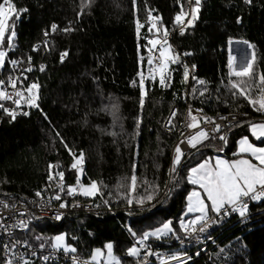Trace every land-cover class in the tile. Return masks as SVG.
Instances as JSON below:
<instances>
[{"label":"trees","instance_id":"obj_1","mask_svg":"<svg viewBox=\"0 0 264 264\" xmlns=\"http://www.w3.org/2000/svg\"><path fill=\"white\" fill-rule=\"evenodd\" d=\"M13 2L27 11L15 20L14 47L5 44L2 48L8 56L6 66L0 69V79L12 72L20 74L21 88L38 82L39 108L23 105L29 114L18 112L21 114L15 120L2 111L0 196H36L49 182V175L60 171L64 173V185L76 183L77 177L83 184L96 181L100 189L96 196L78 194L74 198L91 200L102 207L100 212L68 213L58 224L49 219H33L21 232L22 239L37 246L44 243L46 248L56 233L64 232L66 242L86 258L91 257V250L109 240L113 243L112 254L120 264H138L148 253L130 256L128 249L133 244L138 247L145 232L171 221L173 232L162 237H183L186 233L177 220L183 218L185 196L192 186L187 180L188 168L206 152L203 149L184 153L181 162L189 153L191 157L161 202L181 165L174 164L175 141L181 129L170 126L172 112L176 116L171 124L177 126L185 111L195 106L202 109V117L220 112L257 113L238 92L234 95L236 90L231 84L237 78L230 75L227 44L231 39H242L253 45L255 70L264 73V0H201L194 25L183 33H172L167 41L179 50L176 56L173 54L178 57L177 62L169 64L170 86L162 87L158 76L155 80L146 79L143 108L139 74L148 77L157 66L148 64L147 41L156 36L155 30L149 32L151 19L160 18L157 25L161 30L176 27L175 17L181 4L189 11V0ZM137 23L142 25L139 33ZM52 25L57 26L55 31ZM65 51L68 55L61 62ZM12 60L19 63L13 65ZM40 65L45 66L44 71L39 70ZM30 66L35 67L27 72ZM185 66L189 71L187 80ZM0 102L5 107L10 104ZM247 128L245 124L227 127L216 131L203 144L221 146L220 137L226 134L225 152L233 151L240 136L250 137ZM263 142L264 139L259 143ZM69 149L76 156L84 154L82 173L71 168L74 158ZM50 164L57 167L50 170ZM247 205L249 216L235 223L239 212L228 213L213 227L217 243L184 264H264V200ZM153 241L164 245L161 237L145 240L149 246ZM170 247L172 256L188 251L177 243ZM150 258V262H156L152 254Z\"/></svg>","mask_w":264,"mask_h":264},{"label":"snow or ice","instance_id":"obj_2","mask_svg":"<svg viewBox=\"0 0 264 264\" xmlns=\"http://www.w3.org/2000/svg\"><path fill=\"white\" fill-rule=\"evenodd\" d=\"M248 3H251V0H247ZM201 0H189V11H185L183 8V4H181V11L175 17V23L181 25V33L185 31L186 28L194 25V22L198 19L200 12ZM27 9H19L13 0H2L0 2V69H3L6 66V57L8 56V52L2 50L3 46L6 44L8 48L14 47L13 40L16 37L15 31V20L19 19L23 12H26ZM151 15V14H150ZM159 17H153L151 19V27L149 28V32H153L155 30L156 36L147 41L150 47L147 49L149 52L148 56V64L152 65L156 63V67L150 71V75L145 77L143 73L139 74V87L141 89V99L140 106L143 108L144 99L147 95L145 89V80H155L157 76L159 78V83L162 87H169L168 83L170 77L168 75L169 72V64L176 63L178 57H174L171 55L172 49L171 46L167 44V36L168 31L164 29L163 31V39L160 38L159 33L160 29L157 27L159 23ZM142 25L137 23V32L139 33ZM57 28L56 25H52V30L55 31ZM71 29H64V31H70ZM48 33L45 32V35ZM247 43V42H245ZM159 46V47H158ZM248 47L250 49H254V46L249 44ZM158 51L159 60H154L153 52ZM68 55L65 51L61 53L60 59L63 62L64 58ZM29 63L31 62L32 57L28 58ZM143 59V58H142ZM13 65L19 63V61L12 60L10 61ZM256 63V55L255 52H252L251 59L247 61L246 66L237 67L235 64V57H231L230 59V75L237 78L231 84L232 89L236 90L240 96H243L256 111L264 114V73H257L255 70ZM45 66L40 65L39 70L44 71ZM27 72H32L33 68L30 66L26 69ZM189 76V71L187 66H185L184 77L187 80ZM26 79V77H25ZM22 83L20 77H9L7 84L14 90L13 93H9L7 89L4 87L6 81L0 79V101H11L16 105V108L19 109L23 105H27L31 108H39L38 100H39V88L40 85L38 82H32L27 85V87H18ZM200 84H204V81H199ZM136 84V81H133V85ZM0 109H3L6 113H8L13 120H15L18 113L15 109H8L4 107L3 103H0ZM202 111V110H199ZM23 115H28V112H23ZM191 123L187 125V127L196 129L199 127L201 119L198 116L192 115L191 110L189 112ZM176 116V112L173 111L171 117L169 118V124L172 122V118ZM205 121H208L209 118L203 117ZM221 119H226L225 117H221ZM212 122V121H209ZM139 126V122H138ZM221 125L216 124L214 127V131H219ZM251 133L256 139H264V122L252 123L250 124ZM115 135V133H113ZM209 138V133L204 129H200L195 134L186 137L187 144L192 148H197L198 145L202 144L203 141ZM221 140H226V137H220ZM183 143V141H182ZM67 147V145H65ZM70 154L74 158V162L71 165V168L77 170L82 173V165L84 163V154L81 152L79 156H76L75 153L71 152ZM238 153L240 155L239 159H235L232 161L221 159L217 157L213 162L209 160H205L203 163L198 164L196 167H192L190 169L189 181L193 185H198L199 190H194L188 196V212H199L200 215L196 216L188 223H184L181 221V228L187 231L191 228L192 232L195 233L197 230L199 232L206 231L208 220L209 210L215 213H221L224 211L225 214H228V209L226 206H231L232 211H238L241 217L245 216V213L248 210L247 204H241L243 198H248L251 201H261L264 200V146H257L254 143L250 142L248 137H244L239 141ZM184 155L182 149L178 145L175 149V158L174 164L179 165L181 163V158ZM250 156L253 159L247 158ZM57 167L56 165H49V169H53ZM175 171V169H173ZM59 178L63 181L64 173L62 171L55 173V175L50 174L49 180H54ZM131 184L133 190L136 185V176L133 175L131 177ZM77 186H69L67 188V193L69 195L81 194L85 197H94L99 192V186L96 181H92L90 185L85 186L80 183L79 177H77ZM61 190L64 189V185L61 183ZM37 196H40L41 193L37 192ZM54 199L60 200L61 197L59 195L55 196ZM147 199L151 200L152 197L148 196ZM205 200L210 201V205L205 202ZM132 201L129 200V203ZM143 202V201H138ZM107 203V201H105ZM0 204H4L3 201H0ZM68 205L66 203H61L60 207L65 208ZM78 206V205H75ZM4 207H8V205L4 204ZM56 219H61V215H57ZM204 224L203 227H199L197 229V225ZM20 228H27L28 224L24 221H19L16 225ZM173 232V228L171 226V221L164 223L162 227L156 228L154 231L145 232L141 239H139L138 243L141 247H144V241L147 240L150 236L160 238L162 236H166L169 233ZM135 235V233H133ZM66 236L67 234L56 235L53 240L54 242L51 244V247L55 250H63L65 253H75L76 248L72 247L70 244H66ZM37 240L43 239L42 237H36ZM19 243V241H17ZM15 245H13L14 247ZM40 248H44L45 244L41 243L39 245ZM107 250V262L106 264H120V261L113 256V244L108 243L105 245ZM140 253V248L135 246L128 249V255L137 256ZM104 252L101 249H96L94 254L91 257L92 261L98 260L99 257L103 256ZM50 255L43 256L44 261H48L50 259ZM170 260H179L178 256H170ZM73 264H80L78 259L73 256L72 257ZM6 264H13L12 260H8ZM24 264H30V262L25 261ZM87 264V262H86ZM180 264H184L183 261Z\"/></svg>","mask_w":264,"mask_h":264},{"label":"built area","instance_id":"obj_3","mask_svg":"<svg viewBox=\"0 0 264 264\" xmlns=\"http://www.w3.org/2000/svg\"><path fill=\"white\" fill-rule=\"evenodd\" d=\"M181 25H178L176 27L169 26L167 28L168 36L167 41H170L172 38V33L180 32ZM160 34V33H159ZM160 38L163 39V33L160 34ZM150 45H148V48ZM173 51L175 54L179 52L178 48L176 49L174 46ZM154 60H159V53L158 51L153 52ZM233 57V55H228V64L230 65V59ZM35 67V66H32ZM20 74L8 72L7 75L5 74L3 80L6 81L5 88L9 93H13V89L7 84V81L9 77H18ZM20 87V85H18ZM10 104L5 107L10 110L15 109L17 112H26L24 108H16V105L8 101ZM1 103V102H0ZM191 110V114L200 117L201 122L198 128L192 129L187 127L189 123H191V118L189 115V112ZM200 107L195 106L193 108H189V110H186L184 113V118L179 126H177V123L170 124L171 127L175 129H181L179 138H176L175 146L178 145L182 149V151H193L200 147L205 141H203L202 144L198 145L197 148H192L187 144L186 137L191 136L195 134L200 129H204L209 133V138L214 135L216 131H214V127L216 124L221 125L218 132H221V130H224L227 128L228 124H233L235 121L239 120L240 117H243L245 119L251 120V119H264V114L257 111L256 114L250 113H244V112H237L234 115L232 113H214L213 115H207V118H209L208 121H205L203 117L201 116ZM2 111L3 109H0V123H1V117H2ZM229 114H232L234 117L232 118ZM239 114V115H238ZM221 117H225L226 119H221ZM189 119V120H188ZM242 119V118H240ZM212 121V122H209ZM183 141V143H182ZM174 152V151H173ZM172 152V153H173ZM172 156V154H171ZM173 165V160H172ZM61 181L57 178L54 180H49L48 183H46L45 186L41 187V195L40 196H32L29 195L25 196H19V198H8L5 196H0V201H3L4 204L8 205V207H4V204H0V261L7 262L8 260H12L13 264H24L25 261L30 262V264H41L42 262L53 263V264H73L72 257L75 256L80 264H106V262L103 261H92L91 258H86L83 255H80L78 252L75 253H65L63 250H55L51 246L40 248L37 245H32L25 240H23L22 236L20 235L22 231H24L25 228L17 227L19 221H24L28 225L33 221V219L38 218H44L49 219L53 223H60L61 220L68 214H74L78 211H83L84 213L88 212H100L102 207H98L93 204L91 200H87L84 202L82 199L74 198L76 195H69L67 193V189L61 190L60 188ZM59 195L61 197L60 200L54 199L55 196ZM251 200L248 198H243L241 201V204L249 203ZM66 203L68 206L65 208H61L60 204ZM78 205V206H75ZM95 206V207H94ZM139 208H142V206H139ZM228 209V213H233L231 210V206H226ZM91 209V210H90ZM57 215H61V219H56ZM227 214L222 211L221 213H215L212 212L208 215L207 228L204 232H197L193 233L191 228H189L186 233H184L183 237L175 236L170 238H164L163 242L164 245L160 246L159 244L153 251L151 249L150 253L152 254V257L156 258L157 262H150L147 263L150 264H168L170 261V264H180L181 260H170L169 257L172 256V252H170V246L173 243H177L179 247L181 248H188V251L185 252L184 255H180L178 257H186L188 259L191 258H197L200 252L204 253L207 252L208 246H213L215 243H217V237L216 234L213 233V227L214 225L222 221ZM249 216L246 214L244 217H238L234 220V222L238 223L239 220ZM204 224L197 225V229L199 227H203ZM19 241V243H17ZM13 245H15L13 247ZM150 254V256H151ZM50 255V259L48 261L43 260V256ZM145 263V264H147Z\"/></svg>","mask_w":264,"mask_h":264},{"label":"rangeland","instance_id":"obj_4","mask_svg":"<svg viewBox=\"0 0 264 264\" xmlns=\"http://www.w3.org/2000/svg\"><path fill=\"white\" fill-rule=\"evenodd\" d=\"M157 27L160 29V27L157 25ZM168 28H169V26H168ZM163 31H164V29L163 30H161L160 29V34L161 33H163ZM160 34H159V36H160ZM246 42V41H245ZM244 41H242V39H231V41H228V51H229V56L230 55H233V57H235V64H236V66L239 68V67H243V66H246V64H247V61L248 60H250L251 59V56H252V49H250L249 47H248V45H249V43L247 42V43H245ZM159 47V46H158ZM147 48H148V46H147ZM171 49H172V52H171V55H177V54H175V52L173 51V47L171 46ZM156 64V63H155ZM229 65V64H228ZM229 71H230V68H229ZM231 113V112H230ZM235 113H237V112H234V113H232L233 115L235 114ZM232 114H229L232 118L234 117ZM236 115V114H235ZM239 115V114H238ZM240 118H242V119H240ZM239 118V120H237V121H235L233 124H228V128L231 126V127H235V125H244V124H246V123H248V121H249V118L248 119H245V118H243V117H240ZM264 120V119H263ZM259 122V121H258ZM258 122H251V124L252 123H258ZM262 122H264V121H262ZM250 125V124H249ZM248 125V126H249ZM250 142H252L251 140H250ZM252 143H254V142H252ZM255 145H257V146H262V145H260V144H257V143H254ZM204 146V144L203 145H201L200 147H203ZM200 147H198L199 149H200ZM191 151V150H190ZM187 152H189V151H183V153H187ZM172 155H173V153H172ZM208 155L209 154H207V157H208ZM253 162H255V161H253ZM192 168V166L191 167H189V169H191ZM57 179L58 180H60L58 177H57ZM61 181V180H60ZM63 181H61V183H62ZM92 181H90V182H87V183H82L81 181H80V183L82 184V185H85V186H88V185H90V183H91ZM63 184V183H62ZM64 185V184H63ZM65 186V188H68L69 186H76V187H78L77 186V182L76 183H73L72 185H69V184H66V185H64ZM194 190H199V191H201L202 192V190L201 189H199V188H196V189H193L192 188V190L190 191V192H188L187 193V195L185 196L186 197V206H185V209H184V213H183V218L182 219H179V220H177V222H178V224H181V221H183V219H185L186 217V215H187V213H189L188 212V203H189V201H188V196L190 195V193L192 192V191H194ZM83 197H85V196H83ZM84 202H86V201H84ZM95 207V206H94ZM91 210V209H90ZM192 213V215L191 216H189L188 218H192V219H194L196 216H198V215H200V213L199 212H191ZM212 213V211H210V213H208V215L209 214H211ZM246 214H248V212L246 213ZM245 214V215H246ZM239 217H241V216H239ZM164 223H167L166 221L165 222H161V223H159L158 225H156V227L155 228H152V230L151 231H154L156 228H159V227H162V225L164 224ZM172 226V228H173V225H171ZM150 231V232H151ZM60 234H65L64 232H61V233H56L55 235H54V237L56 236V235H60ZM54 237H52V243L54 242V240H53V238ZM162 239H164L165 237H161ZM66 242V241H65ZM108 243H112V241H109V240H105L104 241V243H103V246L102 247H96V248H94L93 250H91V252H90V255H91V257H92V255L94 254V252H95V250L96 249H101V250H103V252H104V255L103 256H101V257H99L98 258V260H96V261H105V262H107V250H106V248H105V245L106 244H108ZM66 244H69L68 242H66ZM113 244V243H112ZM71 245V244H70ZM157 245H158V243H155L154 244V241H153V245H151V246H149V244L147 243V242H145L144 241V247H141V245L139 244L138 245V247H137V245L136 244H133L131 247H133V246H135V247H137V248H140V253L141 254H145V253H148V256L146 257V258H144V260L143 261H141V262H138V264H145V263H147L148 261H150V256H149V254H151L150 253V251H151V249L154 251L155 250V248L157 247ZM72 246V245H71ZM154 248H153V247ZM130 247V248H131ZM114 256V255H113ZM90 257V258H91ZM180 259L179 260H181V261H183V262H185V260L187 259L186 257H179ZM118 259V258H117ZM119 260V259H118ZM120 261V260H119ZM151 261H154V260H151ZM157 262V261H156ZM0 264H6V262H0ZM113 264H115V261H113ZM147 264H150V263H147ZM168 264H170V261H169V263Z\"/></svg>","mask_w":264,"mask_h":264},{"label":"crops","instance_id":"obj_5","mask_svg":"<svg viewBox=\"0 0 264 264\" xmlns=\"http://www.w3.org/2000/svg\"><path fill=\"white\" fill-rule=\"evenodd\" d=\"M262 121H264V120H262ZM261 121V122H262ZM256 122H258V121H256ZM251 124V123H250ZM249 125V124H248ZM247 130H249V132H250V137L248 138L249 140H251L252 142H254V143H257V144H260L259 142L262 140V139H256V137H254L253 135H252V133H251V130H250V125L248 126V128H247ZM228 134V133H227ZM225 135V134H224ZM227 136V135H226ZM248 135H243V136H240L237 140V144H236V147H235V150H233V151H230V152H225V150H226V147H227V144H226V141L224 140V141H222V144H221V146H217V145H215V146H208V147H205V146H203V147H200V149L199 148H197V149H195V150H193V151H190L191 153H195V151H201V150H205L206 152L204 153V154H202L203 155V157L201 158V160H199L195 165H191L192 167H196L198 164H200V163H203L205 160H209L210 162H213L214 163V161H215V159L217 158V157H219V158H221V159H225V160H229V161H232V160H235V159H239L240 158V155H239V153H238V148H239V141L242 139V138H244V137H247ZM260 145H262V146H264V142H263V144H260ZM207 154H209L208 155V157H207ZM247 158H249V159H253V161H255L254 160V158H252V157H250V156H247ZM255 163V162H254ZM190 166V167H191ZM189 169V168H188ZM189 174H190V169H189V171H188V173H187V176L189 177ZM187 180H188V182L189 183H191L190 181H189V179L187 178ZM192 188L193 189H196V188H199V186L198 185H193L192 184V186H191V188H190V190L188 191V192H190L191 190H192ZM187 192V193H188ZM187 193H186V195H187ZM202 195H204L203 194V192H202ZM205 202L207 203V204H209L210 205V201H207V200H205ZM244 204H248V203H244ZM210 211L211 210H209V213H210ZM248 211V210H247ZM236 212H238V211H236ZM247 213V212H246ZM245 213V214H246ZM187 215H188V217L189 216H191L192 215V213H187ZM186 218V219H183V222L184 223H188V222H190L191 220H192V218Z\"/></svg>","mask_w":264,"mask_h":264},{"label":"water","instance_id":"obj_6","mask_svg":"<svg viewBox=\"0 0 264 264\" xmlns=\"http://www.w3.org/2000/svg\"><path fill=\"white\" fill-rule=\"evenodd\" d=\"M262 120H263V119H262ZM262 120H259V119H251V120H249L248 123H246L245 125H248V124H250L251 122H256V121L261 122ZM225 136H226V134L223 135V137H225ZM222 141H224V140H222ZM190 157H191V153H189V154L187 155V157L181 162V165L178 166V168H177V172H176L174 178L172 179V181H171V183H170L168 193H166V194L164 195V197H163V199L161 200V202L166 198V196L169 194V192H171L172 188L174 187L175 179H177V176L179 175V173H180V171H181L180 169L182 168L183 165H185V163L190 159ZM153 209H154V208H153ZM74 215H77V213H75ZM41 218H42V217H41Z\"/></svg>","mask_w":264,"mask_h":264}]
</instances>
